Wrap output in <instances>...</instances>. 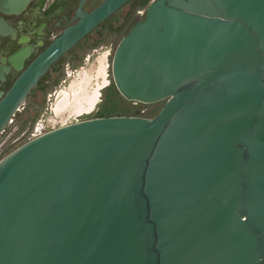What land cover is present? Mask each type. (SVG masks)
Returning a JSON list of instances; mask_svg holds the SVG:
<instances>
[{"label": "water", "instance_id": "95a60500", "mask_svg": "<svg viewBox=\"0 0 264 264\" xmlns=\"http://www.w3.org/2000/svg\"><path fill=\"white\" fill-rule=\"evenodd\" d=\"M29 1L0 0V12ZM125 1L89 13L81 1L0 100V130ZM110 76L123 100L161 107L65 124L3 157L0 264H264V0H153Z\"/></svg>", "mask_w": 264, "mask_h": 264}, {"label": "flooded vegetation", "instance_id": "af4514ba", "mask_svg": "<svg viewBox=\"0 0 264 264\" xmlns=\"http://www.w3.org/2000/svg\"><path fill=\"white\" fill-rule=\"evenodd\" d=\"M81 1L82 0H30L26 6L17 13L6 14L0 12V100L4 97L6 92L9 90L13 82L18 78L27 64L42 50H44L64 29L76 24L79 21V16L74 17L73 12L77 11ZM103 1L104 0H84L81 7L79 8V11L82 13H89L98 7ZM130 3H134L133 5L135 6L131 9L134 10L135 7L142 5H145L146 8L150 2H147V0H140V2H133L132 0L125 1L112 14L100 22L96 27H94L88 34H90L103 22L111 18V16L114 15L121 7ZM143 13L144 11L136 12L137 15ZM58 22L59 26H54ZM88 34H86L82 39L78 40L66 53L78 46ZM25 48L28 49V56L22 62H20V59L16 57V53L19 50ZM65 54L52 63L47 68L45 73L37 79L35 85L26 93L22 103L18 105L9 116L3 128L0 130V150L11 137L10 132L7 134L4 133L6 128L10 127L12 124L13 117L16 112L21 108L23 102L31 90L41 83L43 78L47 75L48 70ZM106 55L107 53H101L97 56V59L95 60L97 62L95 77H98V75V78L102 79L104 77V73L102 71L99 72V62L104 63L103 60L105 59ZM67 77L68 83H66L65 87L59 91H64L72 84L76 85L77 82H80L81 78H85L82 71L78 74L75 73L73 77H70V74H68ZM87 78H90V76L87 75ZM59 91L53 93L52 95H48L47 97V102L49 103L52 96L56 95L52 98L53 103H49L47 107L50 117L43 116L39 118L38 123L35 125V127L40 129V131H48L65 124L98 117L97 115L93 117H87L94 110L96 103L93 104L92 102L89 104H84L83 106H77L73 111V114L69 115L66 113L68 117L65 120H59L55 122L51 116L58 117L61 115H55V113L52 111L53 105H55L56 102L61 99V97L57 98V93ZM81 92L82 91L77 88V86H75L71 94L68 92L65 93V95H71L72 97H70V100H72V103L75 104L79 101V97L82 95ZM69 102L70 101H68V103ZM67 106H69V104H67Z\"/></svg>", "mask_w": 264, "mask_h": 264}, {"label": "rangeland", "instance_id": "374dc122", "mask_svg": "<svg viewBox=\"0 0 264 264\" xmlns=\"http://www.w3.org/2000/svg\"><path fill=\"white\" fill-rule=\"evenodd\" d=\"M132 1L140 2V0ZM151 1L147 0V2ZM133 4L130 3L121 7L111 18L94 29L78 46L66 53L48 70L47 75L41 83L31 90L21 108L14 115L10 127L6 128L4 134L10 132L11 137L0 150V160L32 138L30 134L38 123L39 118L43 116L50 117L47 107L56 95L52 96L51 99L49 98V103L47 102V97L65 87L66 83H68V74H70V77H73L75 73L85 72V74L90 76L88 89L93 88L96 83L100 84L103 82L106 84L99 89L98 102H96L92 113L87 117L96 115L102 117L134 115L151 118L159 110L162 102L148 105L132 103L123 100L119 94L111 95L108 92V89L109 91L115 89L110 76V58L112 52L127 29L134 22L142 18L143 14L137 15L136 12H143L145 8V5H142L131 10L135 6ZM101 53H107L103 60V79L95 77L97 67L95 60ZM67 117L63 113L58 117L51 116L55 122L65 120Z\"/></svg>", "mask_w": 264, "mask_h": 264}, {"label": "bare ground", "instance_id": "6f19581e", "mask_svg": "<svg viewBox=\"0 0 264 264\" xmlns=\"http://www.w3.org/2000/svg\"><path fill=\"white\" fill-rule=\"evenodd\" d=\"M99 69H100L99 72H101V71L103 72L104 66H103L102 62H99ZM83 74H84L85 78H81L80 82H77L76 85L72 84L68 89H66L64 91L63 90L59 91L57 93V98L61 97V99L58 102H56V104L53 105V107H52V111L55 113V115H59L62 113L63 114L68 113L69 115H71L74 113L73 111L76 109L77 106H80V105L83 106L84 104H89L92 102H93V104H95L96 102H98L97 101L98 97H99L98 91L105 84L103 82L100 84L96 83L93 88L88 89L90 78H87V74H85V72H83ZM98 77H99V75H98ZM75 86H77V88H79L82 91L81 92L82 95L79 97V101L74 104V103H72V100H70V97H72V96L67 95V94L65 95V93L69 92L71 94V92H72V90H74ZM68 101H70V102L68 103ZM67 104H69V106H67Z\"/></svg>", "mask_w": 264, "mask_h": 264}, {"label": "built area", "instance_id": "2783aa9c", "mask_svg": "<svg viewBox=\"0 0 264 264\" xmlns=\"http://www.w3.org/2000/svg\"><path fill=\"white\" fill-rule=\"evenodd\" d=\"M46 131H40V129H38L37 127L34 128V130L32 131V133L30 134L32 138L44 133Z\"/></svg>", "mask_w": 264, "mask_h": 264}, {"label": "trees", "instance_id": "16d2710c", "mask_svg": "<svg viewBox=\"0 0 264 264\" xmlns=\"http://www.w3.org/2000/svg\"><path fill=\"white\" fill-rule=\"evenodd\" d=\"M108 92L111 93V95L112 94H117L118 95V93L116 92L115 89H111V91H109V89H108ZM127 116H134V115H127ZM98 117H100V115Z\"/></svg>", "mask_w": 264, "mask_h": 264}]
</instances>
